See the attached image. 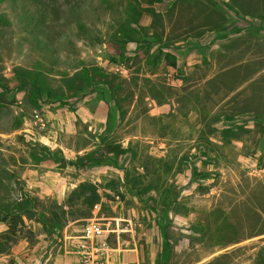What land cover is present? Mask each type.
Segmentation results:
<instances>
[{
    "label": "rangeland",
    "instance_id": "1",
    "mask_svg": "<svg viewBox=\"0 0 264 264\" xmlns=\"http://www.w3.org/2000/svg\"><path fill=\"white\" fill-rule=\"evenodd\" d=\"M127 1L0 0V82L7 83V91L12 90L16 83L15 67L23 65L48 70L54 74H68L71 92L82 87L81 79L84 77L86 80L92 78L106 90L108 85H115L120 88L119 95L122 96L140 95L149 87L141 80L131 78L130 75L129 82L125 81V73L133 71L131 67H135L138 74L156 70L165 73L168 70L164 66H176L178 62L175 54L167 53L164 59L147 60L143 70L141 60L144 53H139L141 51L138 48L148 44V40L141 39L142 33L138 32L130 35L132 40L125 44L123 52L114 49L112 45H118L122 40L112 34L113 28L122 25L127 19L130 13ZM213 4L209 10L210 14L228 15L229 12L222 6L221 0H213ZM233 13L237 14L231 10L230 20L220 28L229 29L230 33L245 31L246 34L240 38L238 56L242 59L255 56V59L223 74L220 73L207 86L192 87L190 95L196 104V116L192 119L178 120L176 124L174 119L167 118L165 125L167 129H198V132L195 130L187 135L169 134L170 137H181L184 142L183 149L175 152H180L182 158L186 155L193 161L201 155L193 149L194 147H190L189 143L205 142L209 135L225 142L232 141L233 138H243L248 143L245 144L244 151L250 153L253 148L250 146L253 132L241 129H260L262 134L259 135L255 153L260 161L259 165L264 166V111H261V108L264 109V86L259 84L260 81L264 82V21L254 25L246 19L241 20L242 18L234 16ZM172 27L174 28V25ZM134 29L137 31L138 27ZM235 47L237 49L238 46ZM132 49L135 55L129 53ZM51 64L54 65L53 68ZM259 65L262 66V70L258 75ZM195 69L196 66L190 70L195 73ZM19 72L20 70L17 71ZM255 72L256 78L260 77L257 83L252 81L243 87L237 85L239 81L251 79ZM176 73V76H179L182 72H174ZM157 82L168 98L172 99L178 94V90L173 88L171 82L167 83L160 77L159 80L155 79V83ZM238 87L241 90L235 92ZM154 89L151 88L150 92L157 94ZM89 90V87L86 88L84 94L88 97L91 95V99L102 106L100 116L104 118L102 116L106 111L104 101L99 100V94H93ZM4 92L0 86V93ZM0 100H5L2 94ZM192 103L185 102L182 110L189 108ZM110 108L113 109V104ZM7 110L5 121L9 124L13 119L9 117V108ZM257 112L259 116H256ZM85 113L89 114V111L86 110ZM99 114L96 109L94 116L92 115L95 123L82 122L78 129H129L124 118H119L117 125L116 121L114 123L110 121L108 127H105V122L99 121ZM109 115L119 114L113 109L112 113L109 110ZM33 127L38 131L41 128L39 125ZM146 127L152 129L147 124ZM130 128L140 129V126L134 124ZM199 129H202V132H199ZM217 129L227 130L218 132ZM25 140L19 135L0 143V264H66L68 256L66 252L74 245L85 221L95 215L108 220L113 217L134 216L136 220L143 221L146 225L144 228L137 226L134 232L124 229L118 236L112 234L109 237L110 246L117 249L112 253L111 264L133 263L122 256L132 247L131 243L137 248L138 264H162L155 229L158 222L155 211L158 200L155 193H145L147 203L138 199L136 205L132 207L127 194L122 199L105 188L123 184L121 179L123 172L119 166L99 165L84 169L78 166L79 157L83 155L81 152L65 153L64 158L67 159L63 162H68V166L63 167L61 161L54 163L50 160L35 165L32 160H43L49 155L39 151L41 147L37 145L31 150ZM136 141L140 143L142 140L138 138ZM238 151V148L233 149L224 145L219 153L231 157ZM137 152V154L140 152L141 162L149 161L143 152ZM40 153L43 155H39ZM166 159L165 163L172 169L175 166L181 167L179 161L173 165L172 156ZM17 161L19 164L15 166ZM135 164L126 166L131 174ZM183 164L184 173V169L189 166L185 161ZM150 166L158 171L156 165ZM163 168L164 165L160 167ZM255 168L257 169L254 165L247 167L246 170ZM197 169L201 175H208V179L201 183L200 192L204 190L212 192L206 196L197 194L198 191L191 194L184 190L181 192L183 196L181 201L172 205L177 211L185 213L190 210L191 213L179 219L177 222L180 224H174L178 229L176 243L179 248L176 254L169 257V264H262L264 235L236 241L263 229L264 222L257 225V218L248 211L239 210L228 215L221 208L227 204L231 205L241 196L244 197L249 185H254L253 177H245L243 167L236 163L229 166L198 165ZM83 181L94 183L101 196L99 201L90 207L88 218L75 219L71 217V211L80 205L70 208L67 204L68 196ZM151 182L157 186L162 184L157 179L154 183L153 180ZM174 182L175 180H172L169 183ZM148 184L142 183L141 188ZM106 194L110 197L105 196ZM174 194L175 189H170L165 200L173 201ZM250 194L252 197V192ZM25 199L30 203L25 202ZM95 205H98V210L94 208ZM51 210L58 212L57 217L52 216ZM62 210L66 214L63 215ZM125 224L127 226L128 223L119 222L120 226H124L122 228H125ZM119 238L122 245L118 243Z\"/></svg>",
    "mask_w": 264,
    "mask_h": 264
},
{
    "label": "crops",
    "instance_id": "2",
    "mask_svg": "<svg viewBox=\"0 0 264 264\" xmlns=\"http://www.w3.org/2000/svg\"><path fill=\"white\" fill-rule=\"evenodd\" d=\"M221 4L229 13L231 10L237 13L233 14L242 18L241 20L246 19L254 25L264 21V0H221ZM140 6L142 10L141 14L136 20V24L128 30L129 35L133 36L136 32L142 33L141 39L145 38L148 40V44L146 43L143 47L138 48L141 51L139 53H144L141 60L142 69L144 70L147 60H152L151 57L153 55L158 56V61L159 59H164V55L167 53L175 54L178 63L176 66H164L168 70L165 73L156 70L154 72L148 71L138 74V70L135 67H131L132 72L125 73V81L129 82L130 77H134L149 87L145 88L140 95L133 94L130 100H128L129 102L127 101L128 103L125 107L127 111L123 118L129 129H78V126L82 122L95 123V120H92V118H94L93 113L96 109L100 113L98 115L99 121H104L105 127H108L107 107L105 113L102 115L104 118H102L100 116L102 106L97 105L91 99V95H89L90 98L85 96L78 99L75 93H72L69 89L68 83H66V80L69 79L68 74H54L40 68L16 65L15 71L17 69L22 73L24 71L25 75H29V80L17 79L14 71L16 77L15 86L12 90L3 94L4 101L0 100V143L6 142L7 138H15L22 135L31 150H34L36 145L37 147L41 145L45 147L43 153L45 152L49 155L43 158V160H32L33 164L41 165L44 160H50L54 163L61 161L64 167V165L68 166V162H63L65 161L64 159H67L64 158L65 153L81 152L80 154L84 155L97 148L101 139L109 137L115 144L120 143L123 148L128 147L135 153V158H132L131 154H125L123 165L136 163L133 168L134 174H141L143 183L147 184L153 180V175L150 171L147 174L144 173V163L146 162L139 160L140 152L137 154V151L143 152L148 157L150 164L157 166L162 180L160 186H152L146 192L155 193L157 196L158 207L155 211L158 215V222L155 229L158 235V254L161 257L162 264H169V257L172 254H176L179 248V245L176 243L178 229L174 224H180L177 221L183 217H187L191 213L190 210H187L185 213L177 211L174 207L172 208V205H176L177 201H181L183 198L181 192L184 190H188L190 193L198 191L199 193L197 192V194H205L206 196L210 195L212 191L204 190L200 192L202 181L208 179L207 174L199 176L202 178H197L189 167L184 169L183 173V158L181 153L175 152V150L183 149L184 142L181 137H170L169 135L175 133L187 135L195 132V130L198 132V129H167L165 120L167 118L174 119L176 124L178 120L192 119L196 116V104L193 96L190 95L192 87L197 85L207 86L220 73L223 74L231 69L240 67L241 64L254 60L255 56L245 59L238 56V48L241 46L240 38L246 33L245 31L230 33L229 29H221L220 27L230 20V16L229 13L225 16L210 14L209 10L214 6L213 0H142ZM172 25H174V28ZM137 27L138 30L136 31L134 28L137 29ZM235 46H238L237 49ZM129 53L135 55L134 49ZM162 61L165 64L164 60ZM53 66L51 64L52 68ZM181 66L183 67L181 68ZM195 66V73H193L194 69H190ZM258 68L260 69L257 73L259 75L261 74L262 66L259 65ZM174 72L182 73L176 76L177 73L174 74ZM32 75L37 76V81L34 84L38 87V90L41 89L53 94L56 92L57 95L61 96V99H48L47 95L40 96L34 93L35 87L29 83H32ZM159 77L165 79L167 83L171 82L173 88L178 90V94L172 99L162 92L158 82L155 83V79L159 80ZM259 80L260 77L257 79L255 72L251 79L245 82L239 81L237 85L243 87L249 84V82L253 81L257 83ZM259 84L264 86L263 81H260ZM239 87L236 88L235 92L241 90ZM151 88H155L154 91L157 94L150 92ZM185 102L192 104H190L189 108L182 110L185 107ZM7 108L10 111L9 117L13 119V122L9 124L5 121ZM86 110L89 111V114L85 113ZM261 111H264V109L261 108ZM116 112L119 114L117 109ZM256 116H259L258 112ZM119 118L122 119L119 115L111 117L113 123L116 121V125ZM134 124L139 125L140 129H131L130 126L132 127ZM146 124L150 128L152 127V129L146 127ZM33 125H39L41 127H38L40 130L38 131ZM223 130L227 129H217L218 132H222ZM241 130L253 132L254 136L250 144L253 148L250 150V153L244 151V146L248 143L243 138H233L232 141L225 142L222 139L213 138V135H209L205 142L188 144L190 147H194V150L200 152L201 157L196 158L195 162L191 161L189 157H186L185 160L187 164L192 162L196 166V173L200 172L197 169L198 165L229 166L236 163L243 167L244 176L247 178L248 176H251L249 178L253 177L254 185H249L244 197L241 196L239 200L233 202L231 205L227 204L225 207L221 206V208L228 215L230 213L232 215V213L239 210L248 211L252 216L257 218V225H259L264 222V166L259 165L260 161L256 158L255 148H257L259 135L262 132L260 129ZM199 132H202V129H199ZM138 138L142 140L140 143L136 141ZM224 145L233 147V149L238 148L239 151L235 156L231 157L225 154L221 155L219 150L223 149ZM39 155L42 156L43 154L40 153ZM171 156L173 157V165H176L179 161V166L181 167L175 166L170 172H165L160 167L165 164L166 157L170 158ZM18 164L19 162L17 161L15 166ZM254 165L257 169L246 170L247 167ZM121 178H123V175ZM172 180H175V182L169 183ZM183 183L185 185L180 186ZM172 188L175 189L174 200L167 202L165 198ZM251 192L252 197H250ZM253 193L255 196H253ZM128 198L132 202V207H134L139 197L128 195ZM113 219H116L118 223H128L127 226L125 224V228L119 225V232H122L124 229L134 232L137 226L141 228L146 226L143 221L136 220L134 216L113 217ZM259 235H264V228L255 231L249 236H244L236 242ZM118 243L122 245L120 238ZM131 245L132 247L128 249L126 254L123 253L122 256L123 258L126 257V260L133 262L131 264H138L137 248L134 243H131Z\"/></svg>",
    "mask_w": 264,
    "mask_h": 264
},
{
    "label": "trees",
    "instance_id": "3",
    "mask_svg": "<svg viewBox=\"0 0 264 264\" xmlns=\"http://www.w3.org/2000/svg\"><path fill=\"white\" fill-rule=\"evenodd\" d=\"M140 2L142 3V0H128L127 6L129 8L130 13L132 14L129 13V15L127 16V19L124 20V23L122 25H118L117 27L115 26V28H113L114 30L112 34H114V36H117L122 40L120 44L112 45L114 46V49L119 52H123L125 50V44L128 41L132 40V38L129 35L128 29L136 24V20L139 18L141 14L142 10L140 6ZM111 44L112 43L110 42L109 45ZM151 58L153 59V61H155L157 60L158 56L153 55ZM17 71L18 70L15 71V75L17 76V79L29 80L28 74L25 75L24 71L23 73L21 71L17 73ZM31 78H32V83L31 82L29 83L33 85V87H35L34 93L39 94L40 96L47 95L48 99H51V98L59 99V100L61 99V96L57 95L56 92L53 94L51 92L48 93V91H42L41 89L38 90V87H36V85L34 84V82L37 81V76L32 75ZM69 80L70 78L66 80L67 81L66 83H68V87L69 89H71ZM81 80L83 83L82 87H78L75 91L72 92V93H75L78 99L86 96V94H84V90L89 87L90 88L89 92H92L93 94L95 93L99 94L101 100L104 101V104L107 107V118H108L107 123L108 124L110 121L113 122V120L111 119V117L113 116L112 115L108 116L109 110H110V113H112L113 109L115 110L117 109L119 111V117H122V118L124 117L127 111V109L124 108V103L126 105L129 102L128 100H130V97H132L133 94L132 95L130 94V96H122V95H119L120 88L118 89L115 85H108L107 86L108 90H106L105 88H103L102 85L96 83L95 80H93L92 78H88L86 80L84 77H82ZM0 86L2 87V90L5 91L4 93H0L3 95L7 92V89H6L7 83L4 81H1ZM111 104H113V109L110 108ZM38 147H41L39 151L41 152L44 151L43 149L45 147L41 145H38ZM125 154H131V157L135 158V153H133V151L130 150L128 147L123 148L120 143L115 144L112 139H109V137L103 138L101 139V142L98 144L97 148L79 157L78 166H82L84 169L86 168L90 169L93 166H99V165H108L111 167L119 166L121 171L123 172V178H121L123 179V184H119L120 186L117 185L115 187L106 186L105 188H107L109 192L111 193L113 192L115 195L120 196L122 199L125 198L126 194H128L130 196L139 197L138 198L139 200H142V202L144 201L145 203H147V199L144 198L145 193H147L146 191L148 190V188H151L152 186H157V185L152 184L151 182L149 183L150 185L148 184L141 188V185L143 183V177H141V174H134L135 172L134 170L131 174L126 168L127 165H123V163L125 162L124 161L125 159L123 158ZM186 157L187 156L185 155V158ZM185 158H183V160ZM184 161L187 163L186 160ZM150 165H151L150 161L144 163V173L147 174L149 171L150 173H152L153 183L154 181H156V179L158 182H161L162 181L161 176L159 175V173H157L158 171L156 170V168ZM188 166L193 171V173H195V176L197 178H202V177H199V176H202L200 172L196 173V166H194L192 162H190ZM162 170H164L165 172H170L172 170V167L167 166V164L165 163L164 168ZM100 196L101 195L97 189V186L94 183L89 182V181L80 182L70 192L68 196L69 200L67 201V204L70 208L75 207V205H80V207H78L74 211H71V217L75 219L88 218L90 216V207L99 201ZM105 196L110 197L109 194H106ZM25 202L30 203L28 199H25ZM17 212H18L17 214H19V211ZM8 213L10 214V212ZM51 214L53 217H57L58 212L55 210H51ZM62 214L64 215L66 214V212L62 210ZM11 215H14V213H11ZM18 217L20 218L19 215ZM261 263L264 264V253L262 256Z\"/></svg>",
    "mask_w": 264,
    "mask_h": 264
},
{
    "label": "built area",
    "instance_id": "4",
    "mask_svg": "<svg viewBox=\"0 0 264 264\" xmlns=\"http://www.w3.org/2000/svg\"><path fill=\"white\" fill-rule=\"evenodd\" d=\"M96 210L99 209L95 205ZM119 223L116 219L98 216L88 218L74 245L68 250L66 264H111L114 248L108 239L112 234L118 236Z\"/></svg>",
    "mask_w": 264,
    "mask_h": 264
}]
</instances>
